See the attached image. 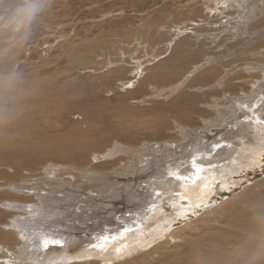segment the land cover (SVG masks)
Instances as JSON below:
<instances>
[{
	"label": "rangeland",
	"instance_id": "obj_1",
	"mask_svg": "<svg viewBox=\"0 0 264 264\" xmlns=\"http://www.w3.org/2000/svg\"><path fill=\"white\" fill-rule=\"evenodd\" d=\"M242 1L1 0L0 85L11 84L12 81L17 83L20 81L22 85L21 78L27 79L28 75L29 77L32 76L33 82L36 79L38 84L39 80L43 81L41 84H45L35 92L28 91L30 93L26 94L27 97H33L31 103L34 105V100L38 99L37 102L41 100L39 96L41 90H48V88L50 92L54 90L55 93L51 96L53 98L48 99L47 103H50V101L56 102V104H61L62 111H67L61 118L59 117V120H56V123H58V126L61 124V128L68 126L70 130H77L74 124L83 122L80 116L86 111L82 109V106L88 107L93 106L91 104L105 103L104 107H108L106 108L107 112L112 113L114 116L124 117L125 120L111 123L112 128L115 127L112 130L114 134L108 127L105 132H109H104L103 137L101 132L98 140H95L97 139L95 135L90 138L91 141L94 140L92 146H98L97 150H93L97 159L92 160V165L95 169H98L96 171H107L113 164L115 165L120 161H123V164L127 166L126 160L130 157L122 154L115 159L105 157V153L112 149L115 142L121 143L120 146L123 148L127 145L137 146L138 148L145 144L148 145L145 141L149 142L151 140L148 146L151 147L154 144L152 147L156 148V142L169 139L170 142H163V145L173 147L174 144L183 141L185 133L191 132L195 128H200L198 131L208 130V127L211 129L217 128L221 122L227 119L229 109L233 106V103L235 105L241 104V101L237 102V100L242 99L244 101L246 98V101H248L250 97L255 99L263 96L264 82L261 83V86L256 85L254 87V81L258 77L254 78L253 76L261 74V69L264 67V0H255V3H253L254 0ZM252 4L256 6L254 5L251 8ZM249 11L252 13H249ZM9 13L11 14L9 15ZM87 41L91 42L88 43ZM104 47L106 48L104 49ZM116 55L118 57H115ZM218 67L220 70H218ZM244 69L248 71L245 70V72ZM215 70L220 71L217 76L213 75ZM255 93L257 94L255 95ZM68 98L69 100H67ZM21 101L24 100L21 98L18 103ZM32 104L31 106L34 108ZM193 104L196 106L194 105V107ZM218 106L219 108H217ZM243 107L247 106L242 105ZM237 108L239 109V107ZM237 108L236 111H239ZM112 110L115 112L113 113ZM186 110L188 111L186 112ZM220 110L225 111L226 119ZM7 116H9L7 113H0V118ZM131 117L132 119H130ZM87 120L96 122L94 115L92 118L87 117ZM165 121L167 124H165ZM159 125L162 126L160 132L158 131L160 129ZM238 130L239 128L232 131V136H239V140L233 144L237 147L234 150L237 153L230 161V163L232 162L230 165L237 163L233 167L237 173L235 171H224L223 167H218L219 169L215 171H202L203 174L205 173V175H202V172L197 171L198 168H195V174L191 173L190 175L192 183L188 185L189 188L185 186V183V185L182 184L185 187L184 192L178 191L182 192L180 195L183 193V195H186V193L192 192L191 189H194L197 184L196 189H198L194 192L197 191L200 194L196 200L201 199V202H203L205 198L207 199L205 200L206 203L198 201L199 203L195 207L197 212L191 214L192 218L187 221L189 225L183 219H180L183 224L178 221L174 223L177 224L174 228L182 226L176 234L185 235V240L189 238L190 241H193L194 238L191 234L195 231V233L201 231L196 229L190 232L191 234L181 233V229L191 226L194 221H197L200 214L226 204V200L233 199L244 191L253 188L256 182L264 181V145L259 144V147L257 146L258 143L251 144L248 134L240 133ZM251 132L253 133L254 129H251ZM261 133L264 134L263 128H261ZM247 136L248 138H246ZM221 137L223 138L218 136L215 140L222 141L225 139L224 136ZM176 138L178 139L177 142L170 140ZM196 138L202 139L200 135ZM196 138L195 140H197ZM255 138L259 139L256 135ZM239 145H242L244 149ZM247 149L253 150L251 152L256 155V158L259 157L257 160L259 164H252L251 162V164L248 163L249 165L245 164L247 162L243 161L242 157H245L246 153L242 151L249 153ZM254 151H257V153ZM148 154H154V152L150 151ZM259 154L261 155L259 156ZM79 156L76 155L75 159L79 161L78 165H81L80 167L85 168L84 164L90 158L80 156L81 159ZM71 157L70 155L68 160H72ZM202 157L197 158L200 161L203 160ZM247 158L255 160V158H250V155ZM116 159L120 160L117 161ZM236 159L240 161L237 160L233 164ZM224 161L229 163L228 160ZM44 163L50 164L49 166L56 164L55 166L61 170L58 176H65L66 178L68 173H71L67 170L64 161L54 162L52 159H47ZM141 170H145V168H141ZM218 170L223 173L220 175L216 172ZM9 171L0 169V186H4L3 182L10 178L11 173ZM214 174L219 177L214 179ZM53 176L56 177L57 174H50L48 177L43 175L36 180L31 177L32 179L29 181L31 184L24 183L26 181L23 178L29 177H23L15 181V183L19 182L23 187H27V190L22 188L23 190L20 192L22 194L19 196L14 195L15 193L11 191H6L2 195L0 193V240L14 243L20 239L22 237L21 231L13 227L14 222L19 218L30 215V213L25 212L26 210L11 208L12 206L7 205L6 202H16L14 204L18 205L30 204V201L25 198L26 194H32L34 188L41 186L44 182L52 186ZM195 176L198 177L197 180ZM210 177H213L214 182ZM117 178L123 179L126 177L118 175ZM207 180H209L211 187L214 186L212 187L214 190L207 185L208 183H205ZM215 181L217 182L215 183ZM12 183L14 182H9L6 185ZM6 185L4 187H8ZM201 186L207 188L202 187V189ZM43 188L45 191L48 190L45 187ZM201 189L202 191H200ZM208 189L210 190L208 191ZM258 191L259 189H256V192ZM223 192L227 194L217 195ZM91 195H94V193ZM209 196L211 198L219 197V200H211ZM183 202L185 201L181 200V203ZM70 212L73 213V211H69L65 216L68 217V214H71ZM70 216L76 218L75 215L71 214ZM223 217L227 218L228 215L225 214L221 218ZM74 221L77 222V220H72L71 223ZM60 231L55 229L57 234H60ZM234 232L235 230H231L230 234L239 235ZM177 242L179 243L181 240H177ZM164 247L168 251L175 249H180V252L183 251V253L188 251L186 246L177 248L174 245L169 248L164 245ZM154 249L152 247L147 251ZM143 254L142 249L131 258ZM151 259L146 260L144 263L162 264L164 260L159 254H154ZM82 260L80 258L77 263H84ZM66 264L69 263L66 262ZM130 264H140V262L136 261Z\"/></svg>",
	"mask_w": 264,
	"mask_h": 264
},
{
	"label": "bare ground",
	"instance_id": "obj_2",
	"mask_svg": "<svg viewBox=\"0 0 264 264\" xmlns=\"http://www.w3.org/2000/svg\"><path fill=\"white\" fill-rule=\"evenodd\" d=\"M255 2L254 0L253 3ZM254 5L250 7L252 8ZM249 13L252 12L249 11ZM115 57L118 56L116 55ZM86 64L88 63L86 62ZM218 70H220L219 67ZM218 70H215L213 75L217 76L220 72ZM261 70V74L253 76L254 78L258 77L254 81V87L256 85L261 86V83L264 82V67ZM39 75L41 76V73ZM22 77L24 78V76ZM31 77L28 75L27 79L21 78L22 85L20 81L19 83L12 81L11 84L0 85V113L9 115L5 118H0V169L10 170L9 172L11 173L10 178L3 182L5 185L9 182H14L6 185L8 187H4L5 185L0 186V193L2 195L6 191H11L16 196L22 194L20 193L23 190L22 188L27 190V187H23L22 184L19 182L15 183V181L23 177H29L23 179L26 181L24 183H30L29 181L32 178L36 180L43 175L48 177L50 174H57V176H53L52 186L44 182L41 185L42 187L35 185L36 187L32 194H26L25 198L30 201V204L18 205L14 204L16 202H6L7 205L12 206L11 208L26 210L25 212L30 213V215L19 218L14 222L13 227L21 231L22 237L20 239L14 243H7L3 239L0 240V264H66V262L69 264H130L136 261H139L140 264H145L144 262L146 260L149 261L154 254H159L164 259L162 264H264V181H258L253 188L244 191L233 199L226 200V204L200 214L197 221H194L191 226L181 229L182 234L200 229L201 231L198 233H195L196 231L194 232L195 234L190 233L194 238L193 241H190L189 238L185 240V235L176 234L182 226L174 228L177 225L174 224L176 221L182 223L191 219V214L197 212L195 207L198 205V201L201 202V199L196 200L200 192L199 194L197 191L194 192V190L198 189H196L197 184L194 189H191L193 190L192 192L180 195L185 190V183L187 188L192 183L190 175L191 173L195 174V168H198L199 172L215 171L222 167L224 171H235L233 168L237 164H235V161L240 160H234L233 164L235 165H230L232 163L230 161L237 153V151H234L237 147L233 146V144L239 140V136L233 137L232 131L239 128L238 131L240 133L248 134L250 139L248 140L251 144L264 145V134L261 133V128L264 130V94L255 99L250 97L248 101H246V98L244 101L242 99L237 100V102L241 101V104L247 107L242 108L241 104L235 105L233 103V106L229 109L227 119L225 111L220 110L226 120L223 122L219 121L221 123L215 129L206 127L208 130L198 131L200 128H195L193 131L190 130L191 132L185 133L186 136L182 132L184 134L183 141L174 144L173 147L163 145V142H168L169 139L156 142V148L152 147L154 144L151 147L148 146L151 140L149 142L145 141L148 145L145 144L138 148L133 145H127V147L123 148L120 146L122 145L121 143L115 142L112 149L105 153V157L107 159L109 157L115 159L121 154L130 157L126 160L127 166L123 164V161H120L115 165L113 164L107 171H96L98 169L93 167L92 160L97 159L93 150H97L98 146L93 147L92 142L94 140L91 141L90 138L95 135L97 136L95 140H98L101 132L103 137L108 127L114 134L112 130L115 127L112 128L111 123L123 121L125 118L114 116L112 113L107 112L106 108L108 107H104L105 103H96L91 104L93 106H82L86 113H82L80 116L81 120H83L82 123L74 124L77 130H70L68 126L61 128V124L58 126L56 120H59V117L61 118L67 111H62L61 104L51 101L47 103L48 99L53 98L51 96L55 93L54 90H52L53 92L48 91L49 88L48 90L40 91L41 100L39 102H37L38 99L34 100L33 105L31 103L33 97H27L26 94L35 92L45 83L41 84L43 81L39 80V85L38 81H36L37 79L33 82ZM21 98L24 101L18 103ZM31 104L34 108H32ZM236 108L239 111H236ZM93 115L96 118V122L88 121L87 117L92 118ZM237 124H239L238 127ZM159 126L160 129L158 131L160 132L162 126ZM251 129H254V132H251L252 134L250 133ZM158 134L160 135V133ZM199 135L202 139L198 138V140L196 137ZM255 135L259 139H256ZM128 136H130L129 133ZM218 136L220 138L224 136L225 139L222 141L215 140ZM170 140L178 141L177 138ZM248 142L247 144H249ZM239 146L243 147L242 145ZM244 146L247 148L246 145ZM162 149H164L163 152ZM247 150L249 153L242 151L246 153L245 157H242L243 161L247 162L245 164H259L257 162L259 157L256 158V155L251 152L253 150ZM150 151H153L154 154H148ZM254 152L257 153V151ZM70 155L72 160H68ZM76 155L90 158L84 164L85 168L78 165L79 161L75 159ZM249 155L250 158H255V160L248 159ZM201 156H203V160L199 161ZM80 158L82 159V157ZM47 159H52L54 162L64 161L66 168H68L67 170L71 173H68L66 178L65 176H58L61 170L55 166L56 164L51 166H49L50 164H45L44 162ZM116 160L119 161L120 159ZM224 160H228L229 163ZM141 168H145V170H141ZM216 172L220 173V175L223 173L219 170ZM207 174L209 175L210 173ZM118 175H124L126 178L119 179L117 178ZM202 175H205V173L203 174L202 172ZM218 177L215 175L214 179ZM210 178L213 179V177ZM197 179L198 177H196ZM205 183L210 186L209 180ZM182 184L184 185L182 186ZM209 186L208 188L211 187ZM43 187L48 190L45 191ZM212 187L214 186L212 185ZM212 189L214 190V188ZM256 189H259V191L256 192ZM188 190L190 191V189ZM175 191L182 192L176 193ZM93 193L94 195H91ZM181 200L185 201L183 202L184 204L181 203ZM205 200L207 199L205 198ZM69 211H73V213H70L75 215V219L71 218V214H68V217L65 216ZM225 214L228 217L221 218ZM180 219H183V221H180ZM72 220H77V222L71 223ZM55 229L61 230L60 234H57ZM231 230H235L234 233L239 235L230 234ZM177 240H181V242L178 243ZM164 245L169 248L174 245L177 248L186 246L188 251L185 253L183 251L180 252V249L168 251ZM152 247L155 249L147 251V249ZM142 249L143 255L131 258ZM80 258L83 259L82 262L84 263H77Z\"/></svg>",
	"mask_w": 264,
	"mask_h": 264
},
{
	"label": "water",
	"instance_id": "obj_3",
	"mask_svg": "<svg viewBox=\"0 0 264 264\" xmlns=\"http://www.w3.org/2000/svg\"><path fill=\"white\" fill-rule=\"evenodd\" d=\"M227 193H219V194H217V195H220V196H223V195H226ZM214 199H216V200H219V197H216V198H212L211 200H214Z\"/></svg>",
	"mask_w": 264,
	"mask_h": 264
},
{
	"label": "snow or ice",
	"instance_id": "obj_4",
	"mask_svg": "<svg viewBox=\"0 0 264 264\" xmlns=\"http://www.w3.org/2000/svg\"><path fill=\"white\" fill-rule=\"evenodd\" d=\"M197 171H199V169H197Z\"/></svg>",
	"mask_w": 264,
	"mask_h": 264
}]
</instances>
